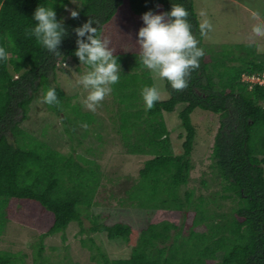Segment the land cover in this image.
I'll return each instance as SVG.
<instances>
[{"label":"trees","instance_id":"trees-1","mask_svg":"<svg viewBox=\"0 0 264 264\" xmlns=\"http://www.w3.org/2000/svg\"><path fill=\"white\" fill-rule=\"evenodd\" d=\"M66 1L0 0V47L9 53L7 61H0V234L15 214L13 204L20 203L23 208L17 215L38 230L33 264H79L67 251L58 260L44 255V240L60 234L64 242L66 230L75 224L78 234L85 235L79 243L88 251L91 264H264V86L242 79L264 71L256 46L223 35L219 42H207L200 36L201 18L192 0H78V18L62 21ZM41 4L53 7L57 21L63 22L66 35L59 57L26 34L35 26L33 13ZM173 4L188 10L193 34L205 55L185 90L174 91L165 82L168 98L146 110L141 91L154 86V81L139 64L136 39L144 26L141 17L149 11L170 12ZM89 19L98 21L93 25L97 35L109 41L121 69L111 92L117 105L116 132L127 153L145 157L136 180L125 190L134 208L158 213L141 231L124 223L100 224L89 217L102 182L98 163L61 154L21 128L34 98L43 97L49 88L55 89L59 104L45 105L64 116L67 135L82 124L97 125L93 113L70 106L65 93L51 84L56 67L66 60L79 72L85 69L74 55L73 30ZM177 105L184 106L178 117L185 138L182 153L175 155L163 114ZM195 109L220 118L210 159L220 181L219 198L232 204L226 212L210 209V205L222 207L216 192L195 198L193 191H182L193 168L196 130L190 116ZM39 135L42 138L45 132ZM190 212L195 216L184 233ZM83 219L91 226L86 228ZM103 236L131 247L129 257L109 258L98 243ZM0 264L25 263L19 255L1 249Z\"/></svg>","mask_w":264,"mask_h":264},{"label":"rangeland","instance_id":"rangeland-1","mask_svg":"<svg viewBox=\"0 0 264 264\" xmlns=\"http://www.w3.org/2000/svg\"><path fill=\"white\" fill-rule=\"evenodd\" d=\"M192 1L201 21L203 17L200 13L204 11L213 26L206 38L207 42L211 40L219 42L221 38H218L223 35L231 41L251 44L249 39L251 27L256 23L251 18V11H258L264 17V0ZM63 7L61 20L66 21L71 18L70 11H77L80 8V3L78 0H67ZM254 45L257 54H260L259 60H264V40H257ZM65 64H67V68L63 67V63L56 67L54 81L51 84L59 87L65 93L70 106L75 105L83 112L93 113L97 119V125H88L87 130L80 125L73 130L70 136L67 135L65 133L67 126L65 127L63 124L64 116H58L49 111L46 105L41 102L42 97L39 94L32 101L28 117L21 124V128L37 139L46 142L61 154L72 153L74 156L78 155L98 163L102 182L95 195V204L89 210V217L93 216L100 224L124 223L137 231H141L151 220H154L158 213L134 208L131 202L127 200L125 190L136 180L137 172L142 167L145 157L130 155L122 144L120 136L116 132L118 124L117 105L113 101L112 93L105 97L95 112L87 110L83 104L87 92L76 84L78 76L82 75L85 69L82 68V72H79L76 69L77 65L71 60H66ZM261 75H264V71ZM244 80L251 83L249 78H244ZM153 81L154 86L160 89V100H166L168 95L164 83L155 79ZM183 107V105H177L173 112L163 114L175 155L182 153V143L185 138V132L180 126L178 117ZM68 110L65 113L70 119L73 116ZM190 118L196 130L191 155L193 168L188 185L182 187V191H193L195 198L199 195L206 198L211 193L216 192L217 201L222 207L217 209L214 205H210V209L214 208L217 212H226L232 204L229 200L219 198L220 181L215 170L211 168L212 160L210 159L214 138L220 127V118L200 109H195ZM41 132H45L42 138L39 135ZM13 205H15L13 210L15 214L10 217L8 224L0 234V250L19 255L25 264H33V245L38 242V230L31 221L17 215L22 210V205L20 203ZM194 216L195 213L190 212L185 218L184 233L192 225ZM179 218H182L181 215ZM83 224L86 228L91 226L88 219H83ZM200 229L203 230L202 228H195L196 231ZM84 237L85 235L80 236L78 234L76 224L71 225L65 232L64 242H62L60 234L44 240V255L58 260L67 251L73 262L91 264L88 259V251L83 249L79 243V239ZM98 243L104 253L112 259L127 258L131 253V247L126 246L120 240L109 241L103 236L98 239Z\"/></svg>","mask_w":264,"mask_h":264},{"label":"clouds","instance_id":"clouds-1","mask_svg":"<svg viewBox=\"0 0 264 264\" xmlns=\"http://www.w3.org/2000/svg\"><path fill=\"white\" fill-rule=\"evenodd\" d=\"M66 11L68 9H65ZM199 24L201 37H207L212 31L211 21L204 11ZM78 11H70V17L78 18ZM252 20L250 43L264 40V17L258 11H251ZM32 19L36 22L26 34L33 37L36 43L54 56H61L58 51L62 38L66 35L62 21H57L53 7L38 5ZM143 27L138 30L136 45L139 47V64L148 70L153 79L165 83L174 91H183L188 87L192 72L199 69L200 59L205 55L199 47V41L193 34V25L189 21V12L181 4H173L171 11L153 14L151 11L142 15ZM98 21L89 19L81 27L74 29L76 50L74 55L85 71L79 75L76 84L81 86L87 96L84 107L95 112L106 96L112 92V86L120 80V66L109 41L98 37ZM9 53L0 47V61H7ZM67 68V64L63 63ZM160 89L156 86L144 87L141 97L146 110H151L160 100ZM42 103L49 106L58 105L59 100L54 88H49L43 95ZM85 130L88 125L82 124Z\"/></svg>","mask_w":264,"mask_h":264},{"label":"built area","instance_id":"built-area-1","mask_svg":"<svg viewBox=\"0 0 264 264\" xmlns=\"http://www.w3.org/2000/svg\"><path fill=\"white\" fill-rule=\"evenodd\" d=\"M244 78H249L251 80V84H258V85H262L264 86V75H254V76H243V80ZM252 79H255V81H252ZM245 81V80H244ZM250 83V81H249Z\"/></svg>","mask_w":264,"mask_h":264}]
</instances>
